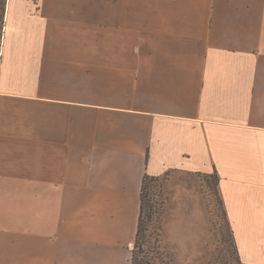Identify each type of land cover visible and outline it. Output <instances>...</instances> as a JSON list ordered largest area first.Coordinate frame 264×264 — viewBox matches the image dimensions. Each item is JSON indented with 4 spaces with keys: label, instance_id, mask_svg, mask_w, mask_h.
I'll return each mask as SVG.
<instances>
[{
    "label": "crops",
    "instance_id": "0c3cea01",
    "mask_svg": "<svg viewBox=\"0 0 264 264\" xmlns=\"http://www.w3.org/2000/svg\"><path fill=\"white\" fill-rule=\"evenodd\" d=\"M0 264H131L144 177L216 175L264 264V0H4Z\"/></svg>",
    "mask_w": 264,
    "mask_h": 264
},
{
    "label": "rangeland",
    "instance_id": "374dc122",
    "mask_svg": "<svg viewBox=\"0 0 264 264\" xmlns=\"http://www.w3.org/2000/svg\"><path fill=\"white\" fill-rule=\"evenodd\" d=\"M3 4L4 0H0V35ZM146 195L153 206V211L146 208V213H154V222L157 217L163 220L160 254L164 261L172 264H241L216 175L169 173L150 181ZM145 221L147 226L151 225L150 221ZM151 232L150 228L147 235ZM144 248L148 251L150 247Z\"/></svg>",
    "mask_w": 264,
    "mask_h": 264
},
{
    "label": "trees",
    "instance_id": "16d2710c",
    "mask_svg": "<svg viewBox=\"0 0 264 264\" xmlns=\"http://www.w3.org/2000/svg\"><path fill=\"white\" fill-rule=\"evenodd\" d=\"M4 12V5L2 7V15ZM160 177H151L146 175L143 180L142 189H141V212L138 221V228L136 239L134 241L133 249L131 250V264H172L170 262L164 261L160 254L163 246L162 241H160V237L163 233V220L157 217L156 221H153L154 213L150 212L151 214L146 213V208L150 211H153V206H150V203L147 201L146 191L149 188V182L153 179H157ZM150 221L149 226H147L146 221ZM152 229L150 235H147V232ZM231 228V226H230ZM232 231V230H231ZM233 235V233H232ZM234 237V236H233ZM152 241H150V240ZM148 245V251L144 250V246ZM234 246L237 250V246L234 239ZM238 251V250H237ZM152 254V255H149ZM239 254V253H238ZM168 255V254H167ZM240 257V255H239ZM241 259V258H240ZM241 264H244L242 260L239 261Z\"/></svg>",
    "mask_w": 264,
    "mask_h": 264
}]
</instances>
